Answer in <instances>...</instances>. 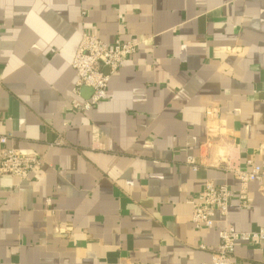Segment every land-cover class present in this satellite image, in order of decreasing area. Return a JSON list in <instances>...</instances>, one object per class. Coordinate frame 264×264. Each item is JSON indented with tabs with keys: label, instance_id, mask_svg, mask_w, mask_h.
Returning a JSON list of instances; mask_svg holds the SVG:
<instances>
[{
	"label": "crops",
	"instance_id": "0c3cea01",
	"mask_svg": "<svg viewBox=\"0 0 264 264\" xmlns=\"http://www.w3.org/2000/svg\"><path fill=\"white\" fill-rule=\"evenodd\" d=\"M83 33L137 51L104 101L73 113L90 95L73 93ZM8 135L42 165L28 181L0 176V264L208 263L223 224L194 227L187 203L206 181L232 192L236 231L264 229V178L244 206L220 162L264 166V0H0ZM234 259L264 264V242L238 243Z\"/></svg>",
	"mask_w": 264,
	"mask_h": 264
},
{
	"label": "built area",
	"instance_id": "2783aa9c",
	"mask_svg": "<svg viewBox=\"0 0 264 264\" xmlns=\"http://www.w3.org/2000/svg\"><path fill=\"white\" fill-rule=\"evenodd\" d=\"M136 51L135 43L116 39L108 44L94 34L83 33L70 64L76 74L73 93L79 99L80 89L86 88L90 90V95L86 99L73 102L71 111L85 113L104 101L111 75L120 69ZM9 136L0 137V176L28 181L30 173L41 167L42 161L35 155L22 154L7 148L5 144ZM220 162L224 164L225 172L232 174L239 181L240 199L245 206L243 193L249 183L264 178V166L254 165L250 171H244L230 157ZM186 163L194 171L198 170V165L193 158H188ZM248 164L251 162L248 161ZM232 196L227 185H215L208 180L197 197L187 201L191 207V222L194 227L210 229L217 219L223 224L218 231L219 243L212 252L210 261L203 264H238L234 259V250L238 243L264 242V229L244 233L236 231L228 224V207Z\"/></svg>",
	"mask_w": 264,
	"mask_h": 264
}]
</instances>
